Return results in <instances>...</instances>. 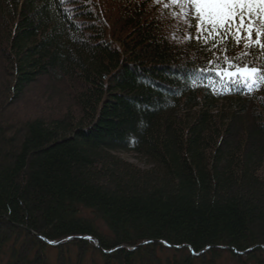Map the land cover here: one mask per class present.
<instances>
[{"label": "trees", "instance_id": "1", "mask_svg": "<svg viewBox=\"0 0 264 264\" xmlns=\"http://www.w3.org/2000/svg\"><path fill=\"white\" fill-rule=\"evenodd\" d=\"M151 2L0 0V97L45 79L65 106L0 109V264H264V85L232 92L245 49Z\"/></svg>", "mask_w": 264, "mask_h": 264}, {"label": "snow or ice", "instance_id": "2", "mask_svg": "<svg viewBox=\"0 0 264 264\" xmlns=\"http://www.w3.org/2000/svg\"><path fill=\"white\" fill-rule=\"evenodd\" d=\"M183 5L190 6V16ZM180 12L185 29L192 31L188 40L197 43L203 51L212 52L213 48H220L221 45L225 46L221 51L229 53L237 46L245 49L242 55L223 59V68L230 71L216 73L222 75L227 84L234 85L232 92L244 94L246 89L251 93L264 85V43L261 39L264 37V0H183ZM229 60L240 63H229ZM212 63L210 60L209 65ZM209 65L195 69L193 80L203 79L199 74H206ZM220 67L217 65V68Z\"/></svg>", "mask_w": 264, "mask_h": 264}, {"label": "rangeland", "instance_id": "3", "mask_svg": "<svg viewBox=\"0 0 264 264\" xmlns=\"http://www.w3.org/2000/svg\"><path fill=\"white\" fill-rule=\"evenodd\" d=\"M151 2L154 7H158V5L162 2L169 0H152ZM175 6L179 7V13L181 17L180 7L183 3V0H175L172 2ZM186 9H188L189 16L191 14L190 6L183 5ZM2 67L0 66V76H2ZM51 81L41 79L39 82L31 85L26 88L23 94L20 97V100H13V96L0 97V109L1 111H7L10 117L15 116L18 117L19 121H24L28 119H34L37 117H46L49 116H57L59 113L65 110L64 101L59 97L60 93L57 91H61L59 88L55 87L56 92H53ZM50 118V117H49ZM18 121V122H19ZM123 159L128 162L134 164L138 170L143 171L147 170L145 165L140 160L134 158L133 155L123 154L121 155ZM101 228H104L101 223H98ZM92 263V262H90ZM89 263V264H90Z\"/></svg>", "mask_w": 264, "mask_h": 264}, {"label": "water", "instance_id": "4", "mask_svg": "<svg viewBox=\"0 0 264 264\" xmlns=\"http://www.w3.org/2000/svg\"><path fill=\"white\" fill-rule=\"evenodd\" d=\"M40 239H42L44 242H46L47 244H49V245H51V246H56V245H59V244H61V243H63V242L71 241V240H74V239H77V238H68V239L61 240V241H56V242H50V241L46 240V239L43 238V237H40ZM79 239H82V240H88V241L92 242V243L96 246V248H98L99 250H102V248H101L99 242H98L95 238H93V237L87 236V237H81V238H79ZM152 243H153L152 241H146L145 243L141 244V246H143V245H148V244H152ZM161 243L164 244L166 247H169V248H179V247H173V246L167 244L166 242H161ZM123 248H124V246H121V247H117V248H115V249H112V250H110V251H104V252H105L106 254H112V253H114V252H116V251H118V250H120V249H123ZM135 249H137V247L132 248L131 250H135ZM253 249H254V248L250 249L249 251H252ZM208 250H210V248H206L205 250L201 251L199 254H195V253L193 252L192 249L190 250V252H191V254H193V255H195V256H199V255H201V254H204V253H205L206 251H208Z\"/></svg>", "mask_w": 264, "mask_h": 264}, {"label": "bare ground", "instance_id": "5", "mask_svg": "<svg viewBox=\"0 0 264 264\" xmlns=\"http://www.w3.org/2000/svg\"><path fill=\"white\" fill-rule=\"evenodd\" d=\"M168 244V243H167Z\"/></svg>", "mask_w": 264, "mask_h": 264}]
</instances>
